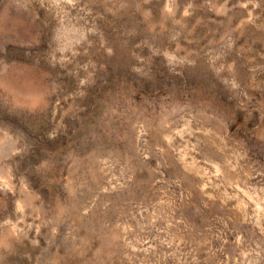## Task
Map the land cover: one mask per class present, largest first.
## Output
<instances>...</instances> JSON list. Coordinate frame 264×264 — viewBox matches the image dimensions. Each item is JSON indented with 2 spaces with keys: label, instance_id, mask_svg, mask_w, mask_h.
<instances>
[{
  "label": "rangeland",
  "instance_id": "1",
  "mask_svg": "<svg viewBox=\"0 0 264 264\" xmlns=\"http://www.w3.org/2000/svg\"><path fill=\"white\" fill-rule=\"evenodd\" d=\"M0 264H264V0H0Z\"/></svg>",
  "mask_w": 264,
  "mask_h": 264
}]
</instances>
